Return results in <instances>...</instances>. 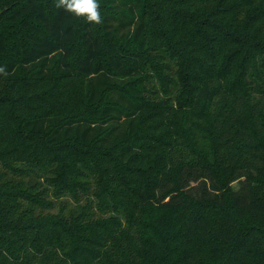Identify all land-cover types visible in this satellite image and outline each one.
Instances as JSON below:
<instances>
[{"label":"trees","instance_id":"obj_1","mask_svg":"<svg viewBox=\"0 0 264 264\" xmlns=\"http://www.w3.org/2000/svg\"><path fill=\"white\" fill-rule=\"evenodd\" d=\"M57 2L0 0V264H264V0Z\"/></svg>","mask_w":264,"mask_h":264},{"label":"clouds","instance_id":"obj_2","mask_svg":"<svg viewBox=\"0 0 264 264\" xmlns=\"http://www.w3.org/2000/svg\"><path fill=\"white\" fill-rule=\"evenodd\" d=\"M55 7L63 8L76 17L85 18L91 24L99 25L103 22L98 0H58Z\"/></svg>","mask_w":264,"mask_h":264},{"label":"rangeland","instance_id":"obj_3","mask_svg":"<svg viewBox=\"0 0 264 264\" xmlns=\"http://www.w3.org/2000/svg\"><path fill=\"white\" fill-rule=\"evenodd\" d=\"M234 185H235V186H237V184H236V183H234ZM68 205H69V206H70V205H71V206H73V205H74V201H73V200H71V202H69V203H68ZM58 206H59V205H58ZM56 210H57V209H56Z\"/></svg>","mask_w":264,"mask_h":264}]
</instances>
